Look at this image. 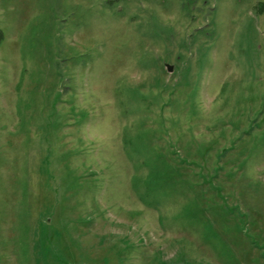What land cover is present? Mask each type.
I'll return each instance as SVG.
<instances>
[{
	"label": "rangeland",
	"instance_id": "obj_1",
	"mask_svg": "<svg viewBox=\"0 0 264 264\" xmlns=\"http://www.w3.org/2000/svg\"><path fill=\"white\" fill-rule=\"evenodd\" d=\"M0 264H264V0H0Z\"/></svg>",
	"mask_w": 264,
	"mask_h": 264
},
{
	"label": "water",
	"instance_id": "obj_2",
	"mask_svg": "<svg viewBox=\"0 0 264 264\" xmlns=\"http://www.w3.org/2000/svg\"><path fill=\"white\" fill-rule=\"evenodd\" d=\"M166 67H167V70H168V71H171V70H172V66H170V65H166Z\"/></svg>",
	"mask_w": 264,
	"mask_h": 264
}]
</instances>
